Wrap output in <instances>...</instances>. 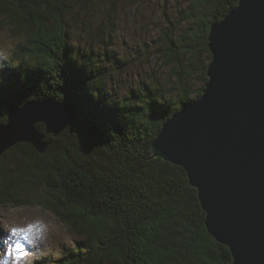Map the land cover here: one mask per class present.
Wrapping results in <instances>:
<instances>
[{
	"label": "trees",
	"instance_id": "1",
	"mask_svg": "<svg viewBox=\"0 0 264 264\" xmlns=\"http://www.w3.org/2000/svg\"><path fill=\"white\" fill-rule=\"evenodd\" d=\"M120 2H109L96 27L87 15L99 0H0V32L19 39L14 60L0 62V125L31 101L53 99L74 111L66 131L46 134L43 153L21 143L0 157V214L41 206L80 238L37 264H233L207 231L185 170L154 158L152 143L167 119L202 95L211 26L239 0H186L156 39L132 48L131 61L106 40ZM134 61L146 67L143 78L120 92L114 72Z\"/></svg>",
	"mask_w": 264,
	"mask_h": 264
},
{
	"label": "water",
	"instance_id": "2",
	"mask_svg": "<svg viewBox=\"0 0 264 264\" xmlns=\"http://www.w3.org/2000/svg\"><path fill=\"white\" fill-rule=\"evenodd\" d=\"M208 40L202 95L164 122L153 157L185 170L207 231L233 264H264V0H239ZM73 119L72 106L53 99L12 107L0 125V157L21 143L43 153L46 134L59 136Z\"/></svg>",
	"mask_w": 264,
	"mask_h": 264
},
{
	"label": "rangeland",
	"instance_id": "3",
	"mask_svg": "<svg viewBox=\"0 0 264 264\" xmlns=\"http://www.w3.org/2000/svg\"><path fill=\"white\" fill-rule=\"evenodd\" d=\"M87 15L89 21L97 27L104 20V12L109 7L108 0L101 1ZM181 2V5L179 4ZM107 3V4H106ZM182 4H187L186 0H121L119 4L120 14L117 15L115 27L111 34L112 38L106 40L112 43L111 50H115L122 59L131 61L135 56L132 48L140 45L142 41L156 39L163 21L167 17H173ZM82 12V11H80ZM83 14V12H82ZM81 14V15H82ZM73 29V28H72ZM77 29L74 34L79 35ZM19 39L12 38L8 32H0V62L13 61L14 51ZM156 59L151 63L154 65ZM134 65L129 66L125 71L114 72V87L125 92L131 85L137 84L140 71L145 68L140 62L134 61ZM112 67L113 64H109ZM114 69V68H112ZM167 70V69H165ZM167 76V71H163ZM164 76V75H163ZM197 87V85H196ZM120 91V92H121ZM29 224L38 226V231L33 234V242L25 246L26 255L19 261L15 257L8 258V264H37L46 259L53 260L71 249L80 238L65 223H63L54 213L44 207L34 206L26 208H9L7 212L0 214V264L6 256V241L12 227H26Z\"/></svg>",
	"mask_w": 264,
	"mask_h": 264
},
{
	"label": "snow or ice",
	"instance_id": "4",
	"mask_svg": "<svg viewBox=\"0 0 264 264\" xmlns=\"http://www.w3.org/2000/svg\"><path fill=\"white\" fill-rule=\"evenodd\" d=\"M35 231H38V226L35 224H29L26 227H12L10 229V234L5 242L7 250L3 264H8V258L13 256L19 261L22 256L26 255L25 246L33 242Z\"/></svg>",
	"mask_w": 264,
	"mask_h": 264
},
{
	"label": "bare ground",
	"instance_id": "5",
	"mask_svg": "<svg viewBox=\"0 0 264 264\" xmlns=\"http://www.w3.org/2000/svg\"><path fill=\"white\" fill-rule=\"evenodd\" d=\"M182 18V17H181ZM224 19V18H223ZM191 27V26H190ZM181 34V33H180ZM195 41V40H194ZM202 41V40H201ZM196 42V41H195ZM184 43V42H183ZM199 46V45H198ZM166 82V81H165Z\"/></svg>",
	"mask_w": 264,
	"mask_h": 264
}]
</instances>
